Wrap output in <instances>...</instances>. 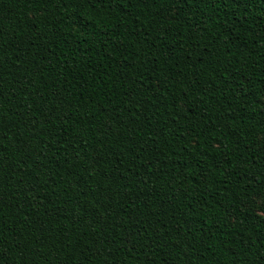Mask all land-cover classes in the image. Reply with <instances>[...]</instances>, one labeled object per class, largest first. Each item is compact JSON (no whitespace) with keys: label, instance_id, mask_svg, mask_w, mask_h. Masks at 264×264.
Masks as SVG:
<instances>
[{"label":"trees","instance_id":"trees-1","mask_svg":"<svg viewBox=\"0 0 264 264\" xmlns=\"http://www.w3.org/2000/svg\"><path fill=\"white\" fill-rule=\"evenodd\" d=\"M0 264H264V0H0Z\"/></svg>","mask_w":264,"mask_h":264}]
</instances>
